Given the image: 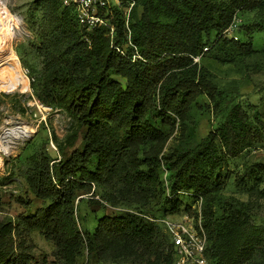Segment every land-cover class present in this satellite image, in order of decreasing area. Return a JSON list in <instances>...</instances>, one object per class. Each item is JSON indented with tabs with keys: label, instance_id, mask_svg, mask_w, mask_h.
Instances as JSON below:
<instances>
[{
	"label": "trees",
	"instance_id": "1",
	"mask_svg": "<svg viewBox=\"0 0 264 264\" xmlns=\"http://www.w3.org/2000/svg\"><path fill=\"white\" fill-rule=\"evenodd\" d=\"M134 1L129 27L130 41L142 58L137 60L135 49L127 46L120 14L115 15L113 40L97 32L89 44L72 10L57 0L35 1L42 13L37 52L43 75L37 81L31 77V87L44 106L66 109L75 119L66 145L74 147L78 136L82 141L68 155L62 149L63 158L53 164L46 156L32 157L26 182L44 206L34 215L18 216L17 222L0 220V264H32L35 259L24 244L32 231L55 245L63 264H77L83 249L89 263L113 256L117 264H133L130 260L164 248L166 264H173L168 235L144 217L160 198L169 215L191 212L202 198L206 256L212 264H244L252 245L259 244L254 240L257 227L248 223L249 203L228 198L224 217H216L215 194L223 183L213 174L264 142V103L251 117L194 58L224 47L254 54L251 44L228 39L226 33L238 10H257L264 22V0ZM115 77L124 79L125 86ZM201 97L209 99L212 116L222 122L196 139L190 113ZM161 169L168 186L161 181ZM247 172L237 179L240 185L251 177L264 184V165L255 164ZM97 187L107 191L101 201L135 205L140 214L103 217L94 233L82 232L76 202L92 193L89 203H96L92 190ZM178 191L192 193L194 198L187 197L191 204ZM259 192L264 199V188Z\"/></svg>",
	"mask_w": 264,
	"mask_h": 264
},
{
	"label": "rangeland",
	"instance_id": "2",
	"mask_svg": "<svg viewBox=\"0 0 264 264\" xmlns=\"http://www.w3.org/2000/svg\"><path fill=\"white\" fill-rule=\"evenodd\" d=\"M35 1L0 0V19L2 18L1 20L7 25H9L8 20L11 22V32L5 34V40H10L11 51L18 58L20 72L25 76L28 86L26 91L22 87L13 90L0 88V220L13 222H17L18 216L34 215L44 206V203L31 193L26 182L32 157L43 155L53 164L54 161L58 162L62 159L64 154L68 155L75 148H79L82 141V137L78 136L74 147L70 148L66 145V139L76 125L75 119L66 109L44 106L31 87V79L34 78L37 81L43 75V58L37 52V47L40 45L42 13ZM142 13L143 9L139 7L138 19L141 18ZM132 14L133 12H131L129 26ZM249 30L251 32H248ZM226 37L251 44L256 52L251 56H245L231 47L220 48L213 52L204 50L207 52L198 63L216 78L229 97L233 96L237 102L240 101L250 116L254 117V108L264 103V22L259 20L257 10H238L234 25L226 33ZM7 68V64H1L0 73ZM115 79L125 86L124 79L120 77ZM232 89H236L234 93ZM190 117V125L196 139L207 136L210 129L217 128L222 122L221 117L212 116L211 103L207 97L199 98ZM20 129L27 132L24 133ZM14 131L15 133H12ZM172 144L173 141L170 140L168 148ZM255 164L264 165V142L244 151L237 159L230 160L219 174L218 172L213 174L214 178L219 175L223 183L222 189L215 194L214 209L218 219L225 215L228 198L249 203L248 223L251 227H257L256 232L259 235L254 240L259 244L254 248L252 245L244 264L264 263V199L260 197L259 192L264 188V184L256 183L254 177L248 179V176L246 185L243 186L237 182V179L243 177ZM160 177L162 183H168L166 170L161 169ZM92 191L97 195L94 198L97 200L96 203H89V199H93L92 193L80 196L76 202V220L82 232L94 233L97 230L98 221L103 217L140 211L135 208V205L128 206L120 203L113 206L109 202L101 201L102 197L107 196V191L101 187L93 188ZM111 193L116 196L114 191ZM183 202L191 204V199L184 197ZM152 206L151 210L147 209L145 214L150 219H161L169 215V206L164 205L163 198L156 200ZM177 216L170 215V218ZM155 225L164 235V229L157 223ZM250 240L253 244V236ZM24 244L35 259L32 264H63L58 258L55 245L46 241L39 231L30 232ZM165 256V248L162 251L155 249L144 256L134 258L135 261H130L133 264H166ZM117 263L113 256L89 263L86 249H83L82 255L77 260V264Z\"/></svg>",
	"mask_w": 264,
	"mask_h": 264
},
{
	"label": "built area",
	"instance_id": "3",
	"mask_svg": "<svg viewBox=\"0 0 264 264\" xmlns=\"http://www.w3.org/2000/svg\"><path fill=\"white\" fill-rule=\"evenodd\" d=\"M64 9L72 10L78 23L86 30L87 42L90 44V35L103 32L110 40L116 36L115 15L120 14L124 21L126 36L129 39L127 46L133 47L135 53L133 59H142L136 47L130 41V17L135 6L134 0H57ZM232 28V27H231ZM230 28V29H231ZM120 53H125L124 48H116ZM207 50V49H205ZM200 57L194 58L199 62ZM166 183L165 185H167ZM178 196L194 198L192 193L178 191ZM176 196V195H175ZM170 198L172 196H169ZM203 200L198 197L192 205L191 212L183 211L161 219H150L144 216L149 222L159 224L168 235L173 256V264H212L206 256L207 236L203 226L202 216Z\"/></svg>",
	"mask_w": 264,
	"mask_h": 264
},
{
	"label": "bare ground",
	"instance_id": "4",
	"mask_svg": "<svg viewBox=\"0 0 264 264\" xmlns=\"http://www.w3.org/2000/svg\"><path fill=\"white\" fill-rule=\"evenodd\" d=\"M1 19H0V65L7 64L8 68L6 70H2L0 73V88H6L8 90H13L17 87H22L26 91L28 89V86H27L25 76L20 72V65L18 62V58L11 51L10 40H5V34H8L11 32V29H10L11 22L10 20H8L9 25H7V23ZM22 132L26 133L27 130H22ZM30 132H33V131H30ZM12 133H15V131ZM7 134L12 135L11 133H7Z\"/></svg>",
	"mask_w": 264,
	"mask_h": 264
}]
</instances>
